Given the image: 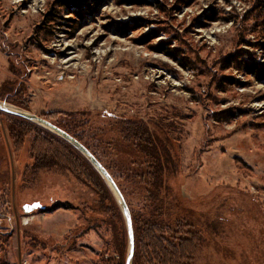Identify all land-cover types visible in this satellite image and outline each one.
<instances>
[{"label":"rangeland","instance_id":"rangeland-1","mask_svg":"<svg viewBox=\"0 0 264 264\" xmlns=\"http://www.w3.org/2000/svg\"><path fill=\"white\" fill-rule=\"evenodd\" d=\"M0 102L74 123L131 218L149 184L119 171L149 158L122 128L146 129L163 207L190 231L174 264H264V0H0ZM10 122L0 111V264H127L110 186L102 201L84 161Z\"/></svg>","mask_w":264,"mask_h":264},{"label":"trees","instance_id":"trees-1","mask_svg":"<svg viewBox=\"0 0 264 264\" xmlns=\"http://www.w3.org/2000/svg\"><path fill=\"white\" fill-rule=\"evenodd\" d=\"M249 72L256 73V67L250 69ZM2 113L10 118L11 134L18 138L19 141H22L26 133L32 129L38 134V137L35 139L36 141H38L39 137H42V139L46 141L47 139L59 141V143L67 149L65 150L66 154H63L64 157L69 158L71 156H77V161L80 162L81 165H84L83 161L85 162V166L89 171L88 174L90 180L101 193L102 201H105L108 198V195L112 196L111 191L107 186L108 183L104 177L96 169L93 163L72 143L61 137L59 134L25 117L4 111H2ZM53 123L77 138L91 150L90 145L87 142H84L83 138L80 137L79 134L75 133L74 123H69L71 126L59 124L57 122ZM138 126L133 130V132L129 131V127H123L122 133L128 135L130 139L135 138L136 146L145 155V157L149 158L145 170H143V168L136 167V169L131 168L128 171L126 169H121L119 171L120 174L123 176L125 175L126 178L134 177L135 179H144V182L149 184L146 197L152 202L146 214L139 213L137 214L138 216L135 214L132 217L134 238L136 239L133 264H146L145 261L147 258L152 261V264H172V262L174 264V258H176L178 254L183 255L181 257L184 259L189 255V251L186 249H182L179 252L176 251L177 249L173 246L175 245L174 240H179L180 242L189 241L188 238L190 236V231L179 229L180 223L178 220L173 221L172 218H169V214L163 207L166 195V193H164L162 196V190L164 189L163 175L165 172L163 155L161 154L158 144L152 135L147 132L146 129H142V131L139 130ZM142 133H145V136H141ZM49 151H51V148L49 150L39 147L37 154L34 156L35 167H43L47 165L48 162L50 163L51 159L47 157L49 155ZM52 153L58 152L53 151ZM96 157L98 156L96 155ZM69 162L72 163L71 160H69ZM104 189L106 190V193ZM112 199H114L113 196ZM112 212L115 214V211ZM115 216L117 217L116 214ZM166 234L169 236L168 239L164 238V235ZM166 240L167 243L164 244ZM171 240H173V242H171Z\"/></svg>","mask_w":264,"mask_h":264},{"label":"water","instance_id":"water-1","mask_svg":"<svg viewBox=\"0 0 264 264\" xmlns=\"http://www.w3.org/2000/svg\"><path fill=\"white\" fill-rule=\"evenodd\" d=\"M0 111L12 113L15 115H19L22 117H25L33 122H36L43 127L59 134L66 140H68L70 143H72L77 149H79L96 167V169L100 172V174L104 177V179L107 181L108 185L112 189L114 195L117 197L119 204L121 205V208L123 210V213L125 215L127 226H128V233H129V253L127 258V264H132L133 261V255H134V247H135V238H134V229H133V223L131 214L127 205V202L125 200V197L120 190L119 186L117 185L116 181L114 180L111 173L106 169V167L101 163V161L77 138L69 134L64 129L58 127L56 124L51 122L48 119H45L43 117H40L36 115L35 113L21 109L18 107H12L8 103H5V105L0 106ZM119 197V198H118Z\"/></svg>","mask_w":264,"mask_h":264},{"label":"bare ground","instance_id":"bare-ground-1","mask_svg":"<svg viewBox=\"0 0 264 264\" xmlns=\"http://www.w3.org/2000/svg\"><path fill=\"white\" fill-rule=\"evenodd\" d=\"M1 105H5V103H3V102H0V106ZM119 198V197H118ZM30 218H33V217H30ZM30 218H28V219H30ZM26 220V219H25Z\"/></svg>","mask_w":264,"mask_h":264}]
</instances>
